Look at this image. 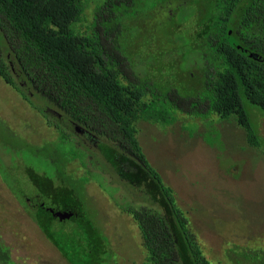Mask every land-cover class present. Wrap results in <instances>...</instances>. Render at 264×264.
Listing matches in <instances>:
<instances>
[{"label": "rangeland", "instance_id": "obj_1", "mask_svg": "<svg viewBox=\"0 0 264 264\" xmlns=\"http://www.w3.org/2000/svg\"><path fill=\"white\" fill-rule=\"evenodd\" d=\"M203 1L175 10L166 3L125 20L121 42L136 71L162 86L199 90L202 72L193 66L187 73L185 63L194 60L190 47L196 51L204 40L201 16L211 0ZM156 2L150 0L147 6ZM87 3L88 18L92 1ZM84 26L85 21L78 22L74 29L84 31ZM249 110L261 141L256 147L233 116L221 119L212 113L192 121L176 113L167 125L140 118L135 122L148 162L173 190L211 264H255L264 257V115L255 117L259 109L254 106ZM49 125L0 78V262L147 264L136 223L120 208L132 201L129 185L140 189L137 200L149 189L161 202L157 185L124 155L126 160L118 158L126 167L134 163L135 171L127 172L116 157L113 162L106 158L100 145L111 146L78 125L60 128L67 138ZM53 173V179L47 177ZM70 183L83 185L76 186L83 189L79 195ZM49 209L71 215L58 220ZM87 221L95 226L85 229ZM62 229L66 232L60 233ZM99 233L108 239L104 246ZM243 250H250L254 260Z\"/></svg>", "mask_w": 264, "mask_h": 264}, {"label": "trees", "instance_id": "obj_2", "mask_svg": "<svg viewBox=\"0 0 264 264\" xmlns=\"http://www.w3.org/2000/svg\"><path fill=\"white\" fill-rule=\"evenodd\" d=\"M88 1H92V8L87 18ZM190 1L191 5L204 4L203 0H158L148 7L150 0H0L2 81L63 137L67 138V133L60 128L82 127L111 146L100 145L109 156L106 158L113 162L116 157L120 165L125 164L121 162L125 158L135 162L157 185L161 202L149 189L146 198L137 200L139 188L129 185L132 201L120 208L136 223L147 264L211 262L173 190L148 162L136 138L135 122L140 118L167 125L176 120V113L192 121L212 113L221 119L233 116L244 129L247 142L255 147L261 144L249 109L254 106L260 110L255 111V117L259 112L264 115V0L210 1L201 16L205 19L203 43L196 51L189 46L194 60L191 65L185 63L187 73L193 66L202 72L198 91L185 92L147 78L134 69L123 49L125 20L166 3L175 10ZM82 21L84 31L75 30L74 24ZM124 169L135 171L134 163L124 165ZM47 177L53 179L55 173ZM1 178L5 182V177ZM139 184L144 186L142 181ZM76 186L83 185H73V194L79 195ZM32 214L35 218L36 212ZM87 222L85 229L95 226ZM99 236L104 246L108 239L101 233ZM56 245L68 256L66 248ZM243 251L247 259L254 260L250 250ZM69 257L75 260L71 254ZM263 258L253 263L264 264Z\"/></svg>", "mask_w": 264, "mask_h": 264}, {"label": "water", "instance_id": "obj_3", "mask_svg": "<svg viewBox=\"0 0 264 264\" xmlns=\"http://www.w3.org/2000/svg\"><path fill=\"white\" fill-rule=\"evenodd\" d=\"M49 212L53 215L56 216L59 220H62L64 218H68L71 213L67 211H53L52 209H49Z\"/></svg>", "mask_w": 264, "mask_h": 264}, {"label": "flooded vegetation", "instance_id": "obj_4", "mask_svg": "<svg viewBox=\"0 0 264 264\" xmlns=\"http://www.w3.org/2000/svg\"><path fill=\"white\" fill-rule=\"evenodd\" d=\"M81 129L85 132V133H88L87 131H85L82 127H81ZM89 134V133H88ZM90 135V134H89Z\"/></svg>", "mask_w": 264, "mask_h": 264}]
</instances>
